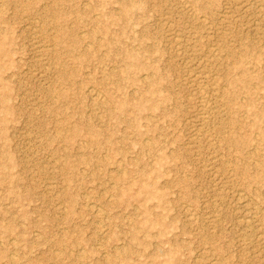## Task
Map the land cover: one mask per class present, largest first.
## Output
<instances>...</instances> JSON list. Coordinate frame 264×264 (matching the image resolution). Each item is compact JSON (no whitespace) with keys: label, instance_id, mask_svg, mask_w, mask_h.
<instances>
[{"label":"rangeland","instance_id":"374dc122","mask_svg":"<svg viewBox=\"0 0 264 264\" xmlns=\"http://www.w3.org/2000/svg\"><path fill=\"white\" fill-rule=\"evenodd\" d=\"M0 264H264V0H0Z\"/></svg>","mask_w":264,"mask_h":264},{"label":"bare ground","instance_id":"6f19581e","mask_svg":"<svg viewBox=\"0 0 264 264\" xmlns=\"http://www.w3.org/2000/svg\"><path fill=\"white\" fill-rule=\"evenodd\" d=\"M210 106H212V105H210ZM206 108V107H205ZM223 108V107H222Z\"/></svg>","mask_w":264,"mask_h":264}]
</instances>
